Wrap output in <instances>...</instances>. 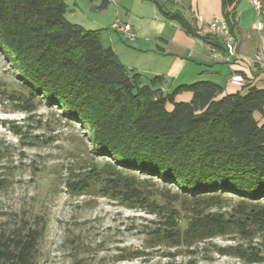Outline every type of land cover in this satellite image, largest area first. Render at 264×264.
I'll return each mask as SVG.
<instances>
[{
    "label": "trees",
    "instance_id": "trees-1",
    "mask_svg": "<svg viewBox=\"0 0 264 264\" xmlns=\"http://www.w3.org/2000/svg\"><path fill=\"white\" fill-rule=\"evenodd\" d=\"M153 1L187 33L199 35L181 11ZM234 3L221 0L235 37ZM65 11L64 0H0V44L22 87L86 126L94 151L106 158L67 185L73 192L95 187L153 214L156 226L144 248L191 249L238 235L237 243L216 251L264 262V123L254 117L264 114V88L246 82L224 93L215 81L197 80L166 92L163 76L127 67L99 30L69 21ZM183 92L190 99L176 100ZM42 220L36 215L11 233L0 231V264H35ZM119 250L118 260L143 255Z\"/></svg>",
    "mask_w": 264,
    "mask_h": 264
},
{
    "label": "rangeland",
    "instance_id": "rangeland-1",
    "mask_svg": "<svg viewBox=\"0 0 264 264\" xmlns=\"http://www.w3.org/2000/svg\"><path fill=\"white\" fill-rule=\"evenodd\" d=\"M64 1L68 20L86 29H99L101 40L109 32L121 44L131 45L132 40L109 27V10L90 9L80 0L74 8L76 0ZM242 7L249 24L264 21V10L257 16L252 4L245 2ZM258 54L264 62L263 53ZM120 55L127 67L139 63L136 56ZM21 78L0 44V231L11 233L41 216L43 233L35 264H264L245 263L216 251L217 246L237 243L238 235L237 239L218 236L191 249L144 248L149 229L156 226L155 216L102 196L95 187L72 191L68 180L81 179L106 158L94 151L86 126L71 121L43 98L30 96ZM163 84L171 85L167 80ZM119 248L143 250V255L118 260Z\"/></svg>",
    "mask_w": 264,
    "mask_h": 264
},
{
    "label": "crops",
    "instance_id": "crops-1",
    "mask_svg": "<svg viewBox=\"0 0 264 264\" xmlns=\"http://www.w3.org/2000/svg\"><path fill=\"white\" fill-rule=\"evenodd\" d=\"M80 1L87 3L93 10H109L112 14L108 21L110 28L116 20L131 24L136 36L130 46L121 44L109 32L103 40L113 48L119 58L120 52L136 56L139 63L129 68L141 74L144 72L142 76H163L171 84L162 87L166 92L179 84L197 80H212L224 87V93L235 92L242 84H232L229 81V76L233 73L241 74L246 82H251L258 88H264V68L254 61L258 52L264 55V28L255 29L254 20L249 24L242 9L243 3L251 4V0H235L234 3L237 23L234 34L239 58L231 63L224 60L220 38L207 27L211 20L223 18L221 0H159L166 9L181 11L198 36L187 33L177 20L166 17L153 0H107L105 6L102 5L103 0ZM74 4V8L79 6L77 0ZM74 8L70 10L74 11ZM199 16L202 20L198 19ZM192 69L194 74L188 73ZM190 97V92H183L176 96V100L188 101ZM254 117L258 123H264V114L254 112Z\"/></svg>",
    "mask_w": 264,
    "mask_h": 264
},
{
    "label": "built area",
    "instance_id": "built-area-1",
    "mask_svg": "<svg viewBox=\"0 0 264 264\" xmlns=\"http://www.w3.org/2000/svg\"><path fill=\"white\" fill-rule=\"evenodd\" d=\"M174 2H179L180 0H172ZM251 4L253 6V9L256 12V15L259 16L263 12V2L262 0H251ZM199 20H202V17L199 16ZM207 27L209 31L220 38L223 48H224V60L226 62H232L239 58V55L236 51V39L232 32L230 31V28L227 24V22L223 18H216L211 20L207 23ZM111 28H113L116 32L120 33L124 36L127 40H133L135 38V34L131 30L130 23H123L118 20L113 22ZM254 28L261 30L264 28V21L257 20L254 24ZM242 58V57H240ZM234 59V60H232ZM245 61H248V59L244 58ZM254 61L259 62L261 66H264V62H262V56L257 55ZM229 81L233 84H243L246 82V78L241 76L240 74L233 73L229 77Z\"/></svg>",
    "mask_w": 264,
    "mask_h": 264
}]
</instances>
